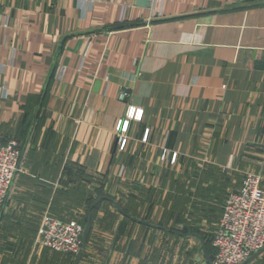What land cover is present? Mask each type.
<instances>
[{
    "label": "crops",
    "instance_id": "obj_1",
    "mask_svg": "<svg viewBox=\"0 0 264 264\" xmlns=\"http://www.w3.org/2000/svg\"><path fill=\"white\" fill-rule=\"evenodd\" d=\"M12 137L0 264H74L36 243L45 213L92 223L76 264H212L228 194L264 190V0H0Z\"/></svg>",
    "mask_w": 264,
    "mask_h": 264
},
{
    "label": "built area",
    "instance_id": "obj_2",
    "mask_svg": "<svg viewBox=\"0 0 264 264\" xmlns=\"http://www.w3.org/2000/svg\"><path fill=\"white\" fill-rule=\"evenodd\" d=\"M127 96L119 92V99ZM142 110L129 106L126 116L116 125L119 150L127 142L129 119L141 120ZM21 149L16 139L0 143V207L6 200L15 174L20 169ZM161 158H164L162 156ZM82 227L75 220L62 221L45 213L36 234V243L62 253H79ZM215 248L213 264H242L264 248V190L260 177L246 173L239 190L230 192L223 202V213L218 219L212 238ZM247 264H261L253 261Z\"/></svg>",
    "mask_w": 264,
    "mask_h": 264
},
{
    "label": "rangeland",
    "instance_id": "obj_3",
    "mask_svg": "<svg viewBox=\"0 0 264 264\" xmlns=\"http://www.w3.org/2000/svg\"><path fill=\"white\" fill-rule=\"evenodd\" d=\"M125 116H126V113H125ZM125 118V117H124ZM123 118V119H124ZM122 119V120H123ZM132 119H129V122L131 121ZM133 121V120H132ZM135 121V120H134ZM129 122L127 123V128H128V125H129ZM118 123V122H117ZM94 198H96V197H94ZM94 198H93V200H94ZM7 199V198H6ZM6 202V200L4 201V203ZM3 203V204H4ZM3 206V205H2ZM2 206L0 207V209L2 208ZM55 217V216H54ZM84 217L86 218V213L84 214ZM56 218V217H55ZM71 220H75V221H77V223L82 227V229H83V231H82V235H81V250H80V252L79 253H81L80 255H79V257L80 256H82V254H83V251H84V249H85V247H86V235L84 236L83 235V233H84V226H83V221H81L80 219H78V216L77 215H74V216H71ZM166 221H167V219H166ZM168 222V221H167ZM166 223V222H165ZM165 223H163L162 222V226H166L167 227V225H165ZM91 225H92V223H90V227H91ZM171 231V230H170ZM179 232H188V231H185V230H181V229H179ZM185 234H182V236H184ZM212 236H213V234H212ZM212 236H210V238H211V241H212ZM187 237H190V240H192V239H194V238H192V235H188ZM104 238H108V234L104 237ZM188 239V238H187ZM210 240V239H209ZM46 247V246H45ZM49 248V247H48ZM52 251H54V252H58V251H55V250H53L52 249ZM58 253H60V252H58ZM69 255H71L72 257H74V258H76L77 256H78V254L77 253H74V252H72V253H68ZM264 254V252L263 253H260L259 255H258V257H256L254 260H253V262H255V263H262V262H264V256H261V255H263ZM214 257V256H213ZM211 263L213 264V259H212V261H211Z\"/></svg>",
    "mask_w": 264,
    "mask_h": 264
},
{
    "label": "water",
    "instance_id": "obj_4",
    "mask_svg": "<svg viewBox=\"0 0 264 264\" xmlns=\"http://www.w3.org/2000/svg\"><path fill=\"white\" fill-rule=\"evenodd\" d=\"M22 156V155H21ZM90 229V220L88 219L87 223H86V226H85V229H84V233L83 235L85 236L88 231ZM264 251V248L259 250L258 252L254 253L253 255H251L245 262H243L242 264H247L251 261H253L260 253H262ZM81 253H78V256L76 257V260L74 261V264H76V262L78 261V257Z\"/></svg>",
    "mask_w": 264,
    "mask_h": 264
},
{
    "label": "trees",
    "instance_id": "obj_5",
    "mask_svg": "<svg viewBox=\"0 0 264 264\" xmlns=\"http://www.w3.org/2000/svg\"><path fill=\"white\" fill-rule=\"evenodd\" d=\"M12 138H14V139H16L18 141L19 146H20V149H21V152H22V150H23V144H21V142L18 140V138H16V137H12Z\"/></svg>",
    "mask_w": 264,
    "mask_h": 264
}]
</instances>
